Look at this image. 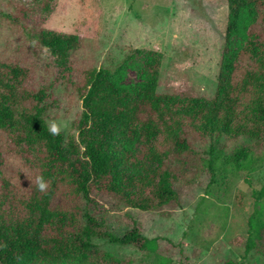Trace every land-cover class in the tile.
I'll return each instance as SVG.
<instances>
[{"label": "trees", "instance_id": "1", "mask_svg": "<svg viewBox=\"0 0 264 264\" xmlns=\"http://www.w3.org/2000/svg\"><path fill=\"white\" fill-rule=\"evenodd\" d=\"M228 10V37L245 10L256 23L228 58L214 98L160 93L162 56L151 51L135 92L117 85L107 68L82 70L81 113L69 135L49 133L48 113L57 100L32 86L31 69L0 58V264H126L99 252L91 239L143 251L157 239L136 225L116 235L94 216L92 193L139 211L178 206L174 165L190 162L197 145L206 146L214 174L216 163L238 167L244 156L243 147L226 153L224 142H264V0H228ZM39 43L56 49L60 61L81 45L77 36L55 31H43ZM127 142L139 143L141 152L119 150ZM12 159L20 165L11 167ZM131 160L154 167L132 174L125 168ZM37 176L47 180L44 192L36 188ZM257 196L264 197V188ZM252 242L250 236L246 253Z\"/></svg>", "mask_w": 264, "mask_h": 264}, {"label": "rangeland", "instance_id": "2", "mask_svg": "<svg viewBox=\"0 0 264 264\" xmlns=\"http://www.w3.org/2000/svg\"><path fill=\"white\" fill-rule=\"evenodd\" d=\"M229 19L228 0H0V58L31 69L32 86L47 88L57 100L47 123H62L69 135L81 113L82 70L107 68L117 85L135 92L146 79L151 51L162 56L160 93L214 98L228 58L245 45L256 23L245 10L228 37ZM43 31L75 35L80 48L60 61L56 49L40 45ZM224 144L226 153L244 148L238 167L219 162L213 174L203 145L190 162L174 165L178 206L139 211L109 195L91 194L100 223L118 236L136 225L146 238L157 239L154 249L96 237L92 244L126 264H264V197L257 196L264 188V142ZM120 149L138 155L141 145L127 142ZM140 161L125 168L143 174L154 167ZM10 165L20 162L12 159Z\"/></svg>", "mask_w": 264, "mask_h": 264}, {"label": "clouds", "instance_id": "3", "mask_svg": "<svg viewBox=\"0 0 264 264\" xmlns=\"http://www.w3.org/2000/svg\"><path fill=\"white\" fill-rule=\"evenodd\" d=\"M62 127H63L62 123H58L57 121L52 120L48 124V131L51 135L56 136L60 133ZM35 182H36V188L40 192H44L48 187L47 180L43 176L35 177Z\"/></svg>", "mask_w": 264, "mask_h": 264}]
</instances>
